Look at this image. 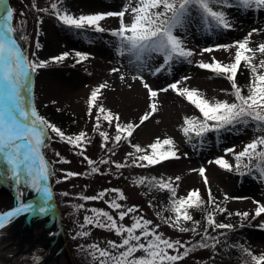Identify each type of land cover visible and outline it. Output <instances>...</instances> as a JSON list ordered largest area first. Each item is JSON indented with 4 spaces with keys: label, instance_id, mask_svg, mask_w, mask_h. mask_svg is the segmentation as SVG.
<instances>
[{
    "label": "snow or ice",
    "instance_id": "1",
    "mask_svg": "<svg viewBox=\"0 0 264 264\" xmlns=\"http://www.w3.org/2000/svg\"><path fill=\"white\" fill-rule=\"evenodd\" d=\"M50 7L63 26L77 31L91 28L96 33H103L106 29L101 26V21L108 17H118L119 27L111 31L110 34L116 40L119 56L127 55L130 63L143 66L153 55H158L163 57L166 66H171L174 61H185L191 64V58L196 55L186 47L183 39L175 34L178 29H185L189 23L198 20L204 30L208 32L229 30L232 25L224 11L225 8L238 7L242 11H259L264 9V0H127L123 10L119 12L80 15L78 17L61 11L56 2L51 3ZM41 11L48 12L49 9L45 8ZM126 14L132 17L131 23L124 22ZM14 17V9L8 6L7 0H0V101H3L2 110H0V164L5 165L7 173H9L5 175L3 171H0V178H7L16 184L24 181L37 193L39 203L27 205L20 203L13 210L0 214V229L20 215H47L51 211L50 202L53 193L48 181L53 174V169L43 152V149L47 147V140L51 138L50 134H55L61 141L80 150L78 154L87 161L90 169L89 175L97 174L100 171L97 162L84 155L83 146L89 142L87 133L81 132L75 136L66 135L59 127L41 117L34 107L29 110L25 106L22 89L29 85L31 73L46 67L48 62L28 60L15 36L18 29L13 25ZM261 33H264V29L254 28L242 41H236L230 45H218L215 49L204 48L200 52L203 55L214 50L223 49L227 52L230 49H236L231 63H223L213 58L210 63L201 61L196 65L216 77L230 82L232 91L228 94L233 97L232 102L209 100L199 90L188 87L181 88L180 83L186 82L190 77H185L182 82L172 83L160 91L167 92L171 89L198 110L199 116L184 117L181 131L189 143L193 138H197L203 144L204 138L210 132L239 131L241 128L246 129L251 126L254 137L242 151L236 153L234 148L225 150L226 154L234 155L236 161L234 166L223 157L210 160L208 163L218 165L227 171H232L233 167L239 171L243 166L250 172L257 173L259 177H264V59L254 63L257 53L264 54V43L259 44L256 49L249 47L251 37ZM37 47H40L39 44ZM69 55V53H64L54 57L53 61H63ZM75 56L79 58L77 63L88 59L86 54L79 52H76ZM242 65L251 74L247 94L236 82ZM117 71L119 69H113V72ZM134 79L141 80L143 87L149 93L150 100V111L141 117L140 124L121 125L118 114H113L102 105H98L99 94L103 88L107 87V84H102L92 91L88 100L89 115H92L93 108L97 109L94 125L96 130L101 129L102 121L107 122L109 127H112L113 121H115V134L112 137L107 131H99V135L103 139L101 146L106 148L109 143L118 146L122 141H126L133 149L127 153L128 159L123 163H115L109 159L99 161V164L114 163L117 170L126 167L144 168L162 161L180 158L177 155L175 142L171 138L163 140L157 138L155 143L149 145L148 148L131 144L129 138L133 135L135 128L147 121L157 111V104L154 101L159 94L158 91L143 82L142 76L134 77ZM108 151L110 155H115V147ZM56 155L59 157V153ZM57 162L69 163L63 158L52 163ZM193 171H198L204 179L205 185L208 184L205 168L201 167ZM65 175L72 177L80 174L67 172ZM175 179L179 181L180 177L177 176ZM134 183L138 186L147 185L158 191H167L170 194V199L169 206L165 211L170 215L166 217L162 212H159L157 213L158 218L163 224L181 233L193 232L200 235L201 240L189 247L187 243L180 240L173 241L165 238L159 232V224L153 225L151 220L145 219L142 215H136L140 212L138 207L125 208L119 202L127 199L121 190H105L94 197H81L85 200L99 201L103 200L109 191L115 194L105 203L118 213V217L102 209H92L94 216L85 218V223L114 232L120 238L119 243L108 241L107 249H101L96 244L91 246L90 254L94 261H99V264H177L192 251L208 247L214 248L219 243L217 236L208 234L209 229L233 228L231 224L216 222L215 213H223L227 210L218 206L210 188L208 189V199L205 201L199 190H192L186 197L177 198V188L171 178L167 181L154 177L151 180L139 178ZM225 199L228 198L225 197ZM255 203L258 204L255 216L259 217L264 214V204ZM208 205L212 206L211 210L207 207ZM190 209L200 210L202 213L207 212L206 227L203 233L199 231L200 222L194 220L189 212ZM235 215L247 218L249 213L237 212ZM126 218L131 219L130 225L122 223ZM189 223H191V227L186 226ZM87 234L81 233V235ZM240 250L246 257L243 264H264V254L257 256L247 248ZM137 253H142V255L137 256Z\"/></svg>",
    "mask_w": 264,
    "mask_h": 264
},
{
    "label": "rangeland",
    "instance_id": "2",
    "mask_svg": "<svg viewBox=\"0 0 264 264\" xmlns=\"http://www.w3.org/2000/svg\"><path fill=\"white\" fill-rule=\"evenodd\" d=\"M53 2L58 3L61 11H66L73 16H80L82 14L80 9L84 12V7L91 3L102 6L110 12H119L125 7L127 0H9V7L15 12L13 25L18 29L15 36L18 38L22 51L26 53L29 61L48 62L46 67L32 72L35 78L31 106L37 110L41 117L49 122L52 121V124L57 127L60 124L53 115L55 109L75 114L80 118L78 127L84 128L85 133L88 134L97 113V109L93 108L92 115L84 118L90 94L100 85L107 84V87L103 88L99 94L98 105H102L113 114H118L122 125L140 124L141 117L150 111L149 93L143 84L138 82V79L137 81L134 79V77L142 76L143 82L158 91L159 94L154 101L157 104V111L141 124L137 135L138 140L143 145H151L157 138L160 140L171 138L175 142L177 155L180 157L163 161L159 168L162 178L180 177L176 186L177 198L186 197L192 190H199L201 196H204L206 188L211 187L219 196L226 210L231 213L248 212L247 218H252L253 223L241 226V240L246 241L260 254H264V214L259 217L255 216V211L258 208V204L255 202L264 204V177H259L257 173L250 172L246 168H240L237 171L233 167L232 171H227L218 165L208 163L210 160L223 157L234 166L236 163L234 155L226 154L225 150L234 148L236 153L242 151L254 137L252 127L241 128L239 131L210 132L204 138L203 144L197 138H193L189 143L181 131L184 117L199 116L198 110L171 89L167 92L160 91L172 83L182 82L185 77H190L186 82L180 83L181 88L188 87L199 90L209 100L232 102L233 97L228 94L232 91L230 82L218 78L196 65L201 61L210 63L213 58L223 63H231L236 49L233 48L226 52L229 53V56L217 55L220 51H224L223 49L203 55L200 52L204 48L215 49L218 45H230L236 41H242L254 28L264 29V9L242 11L238 7L225 8L224 11L232 25V28L226 31L208 32L204 30L198 20H194L185 29H178L175 33L183 39L188 49L196 53L191 58V64L185 61H174L171 66H166L163 57L153 55L145 65L141 66L130 63L127 55L119 56L117 54L116 40L110 33L119 27L118 17L114 22L101 21V26L106 29L103 33H96L91 28L77 31L63 26L56 18L50 7ZM45 8L49 11H41ZM124 22L131 23L132 17L126 14ZM261 43H264V33L254 34L249 47L256 49ZM37 44H39V48ZM76 52L86 54L88 59L77 63L79 58L75 56ZM64 53L70 55L63 61H53L54 57ZM260 59H264V54L257 53L254 63H258ZM113 69H119V71L113 72ZM110 71L116 76H128L131 73V78L129 77L128 82H122L121 85H114L106 77ZM104 72H106L105 76H102ZM26 95L27 88L22 89L25 106ZM0 103L3 104V101ZM44 105L47 106L44 107ZM59 115L57 113V116ZM112 129L113 127H106L109 135ZM122 155L123 152L118 151L114 156V161L121 162ZM201 167L206 169L207 185L198 171H193ZM0 171H3L5 175L9 174L3 164H0ZM12 184L16 183L7 178H0V213L13 206L16 199L24 200L21 189L15 196ZM119 190L127 198L119 202L125 208L138 207L140 212L136 215H142L145 219L151 220L153 225L159 224V232L165 238L173 241L180 240L187 243L189 247L195 243L196 233H181L163 224L132 182L122 181ZM54 196L56 205L51 203V211L47 215L35 218L36 223L32 221V218H28L13 224L6 231L0 230V264H13V257L23 247L27 250L14 264H35L40 256V251L46 250L54 243L50 248V256L46 257L43 264H73L65 244L62 243L60 236H57L60 231V213L55 192ZM114 196V193H110L105 197V200H110ZM234 200L239 201L241 206L231 207L230 204ZM111 212L113 216L118 217L117 212L112 209ZM189 212L195 216L196 209H190ZM227 222L233 227H238L240 224V221L234 218H229ZM113 241L119 243L120 238L116 236ZM97 245L101 249L109 247L107 240L97 241ZM57 249L63 251L60 250V254L54 255L53 252ZM136 255L139 256L142 253ZM215 263L236 264L230 258L222 261L211 247L196 249L190 252L185 259L177 262V264Z\"/></svg>",
    "mask_w": 264,
    "mask_h": 264
},
{
    "label": "trees",
    "instance_id": "3",
    "mask_svg": "<svg viewBox=\"0 0 264 264\" xmlns=\"http://www.w3.org/2000/svg\"><path fill=\"white\" fill-rule=\"evenodd\" d=\"M250 77V72L242 65L237 74L236 82L241 88H243L245 94H247L248 91ZM47 105H44V107ZM57 113L60 115L57 116ZM53 115L60 124L58 127L64 131L66 135L75 136L81 132H85L84 128L78 127L80 118L77 115L69 112H61L58 109H55ZM88 116L89 108L87 104L84 118H88ZM50 123L52 124V121ZM101 123V129L96 130L94 128V119L88 132L89 142L85 143L83 146L84 155L97 162L100 169L97 174L89 175L90 169L87 161L84 160L83 156L78 154L80 150L61 141L55 136V134H50L51 138L48 139L47 147L43 149L46 160L52 164L53 169V174L51 175L52 187L56 194V202L62 226L60 238L62 243L65 244L73 264H99L97 260H93L90 254L91 246L94 244L97 245V241H113L116 238L114 232H109L105 229L97 228L85 223L86 217L94 216V213L91 211L92 209H102L112 215L111 208L105 203V198L96 201L81 199V197H88L89 195V197H94L105 190L120 189L122 181H130L137 187L156 214L162 212L166 217L170 215L169 212L165 211L169 206L170 199V194L167 191H158L154 188H149L147 185L138 186L134 183V181L139 178H147L148 180H151L153 177L167 181L169 178H162V174L159 172V168L162 166L163 161L149 167H126L120 170L115 168L114 163L99 164V161L102 159H109L115 163H123L128 159L127 153L133 151L129 143L126 141H122L118 146L109 143L106 148L102 147L103 139L99 135V131H106V127L109 126L105 121H102ZM114 125L115 121L113 122V129L109 135L110 137L115 134ZM140 126L135 128L133 135L129 140L131 141V144L139 145L142 148H148L149 145H143L138 140L137 135ZM113 147H115V155L118 151L123 152V159L121 162L114 161L115 155H110L108 150ZM57 153H59V157L56 155ZM60 158L69 161V163H52L58 161ZM253 164H255V161H253ZM241 168L244 167L242 166ZM67 172L79 173L80 175L67 177L65 175ZM172 181L174 186H177L178 181H176V179H172ZM209 188L211 189L212 196L215 198L218 206L224 208L219 196L211 187H207L205 195L201 197L207 201ZM64 193H67V195H64ZM110 193L112 192L109 191L108 195ZM207 207L211 210L212 206L208 205ZM206 215L207 212L202 213L200 210H196L195 216H193L195 221L200 222L199 231L201 233H203L204 228L206 227ZM229 218L238 219L240 221L238 227L221 230L209 229L208 234L211 236H217L219 239V243H217L214 248L211 247L212 251H214L222 261H225L226 258H230L236 264H243V261L246 258L241 252V248H247L257 256L261 255L254 247L248 245L246 241H242V236H240L241 226L252 224L253 219L237 216L235 213H231L228 210L223 213H215V220L217 223L229 224L227 222ZM131 222V220L126 218L122 223L130 225ZM187 226L191 227L192 225L189 223ZM81 233L88 234L81 235ZM200 240L201 236L197 235L194 241L196 243Z\"/></svg>",
    "mask_w": 264,
    "mask_h": 264
},
{
    "label": "bare ground",
    "instance_id": "4",
    "mask_svg": "<svg viewBox=\"0 0 264 264\" xmlns=\"http://www.w3.org/2000/svg\"><path fill=\"white\" fill-rule=\"evenodd\" d=\"M110 1V0H109ZM89 4V3H88ZM134 6V5H133ZM87 11V12H85ZM80 12L82 13L81 15H90V14H104V13H109L110 11L105 8H103L102 6H98L97 4H94V3H91L89 5H86V7H84V12H82V10L80 9ZM76 17H78L76 15ZM116 19V17H108L106 18L105 20H109L110 22H114ZM52 46V45H51ZM228 52V51H227ZM217 55H227L229 56V53H226V51H220ZM105 73L102 74V76H105ZM106 77L114 84V85H121L123 84L122 82H128L129 80V77L131 78V73L130 75H126V76H116L114 75L111 71L108 72L106 74ZM121 77H124V79H121ZM133 77V75H132ZM107 80V79H106ZM137 81V79H136ZM138 82L139 83H142L141 80L138 79ZM0 110H2V104L0 103ZM12 188L13 190L18 193L19 190L21 189L22 190V195H23V198L24 200H28L30 199L31 197H33L34 195H36L37 193L27 184L25 183L24 181H21L20 184H12ZM241 203L237 200H234L232 202V204H230L231 207L233 208H237L240 205ZM52 205V204H51ZM41 216L43 215H29V214H24V215H20L16 218H14L10 223H8L3 229H0L2 231H6L8 230L13 224L15 223H19L20 221H23L25 219H28V218H32V221H34L35 223L37 222V220L35 218H40ZM34 217V218H33ZM27 249L24 247L16 253V255L13 257V260H12V263L14 264L15 262H17L20 257L22 256V254L26 251Z\"/></svg>",
    "mask_w": 264,
    "mask_h": 264
},
{
    "label": "water",
    "instance_id": "5",
    "mask_svg": "<svg viewBox=\"0 0 264 264\" xmlns=\"http://www.w3.org/2000/svg\"><path fill=\"white\" fill-rule=\"evenodd\" d=\"M7 3H8V6H9V0H7ZM21 50H22V49H21ZM33 92H34V75H33V73H31V81L29 82V85L27 86V95H26V107H27L29 110H31V108H32L31 105L33 104ZM48 183H49V185H50V187H51V190H52V193H53V195H52V199H51V202H50V203L54 204V206H55V205H56V204H55V196H54V192H53V189H52V186H51V178H49ZM21 203H23V204H25V205L30 204V203H31V204H37V203H39V197H38V195L36 194V195H34L33 197H31L30 199L25 200V201H23V202H21ZM19 204H20V202H16L15 205H14L12 208H10V209L4 211V212L1 213V214H4V213H6V212H8V211L13 210V209H14L15 207H17Z\"/></svg>",
    "mask_w": 264,
    "mask_h": 264
}]
</instances>
